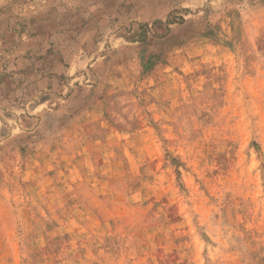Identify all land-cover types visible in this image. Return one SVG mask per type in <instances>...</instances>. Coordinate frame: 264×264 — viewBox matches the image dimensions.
I'll return each instance as SVG.
<instances>
[{
	"label": "rangeland",
	"instance_id": "rangeland-1",
	"mask_svg": "<svg viewBox=\"0 0 264 264\" xmlns=\"http://www.w3.org/2000/svg\"><path fill=\"white\" fill-rule=\"evenodd\" d=\"M0 264H264V0H0Z\"/></svg>",
	"mask_w": 264,
	"mask_h": 264
}]
</instances>
